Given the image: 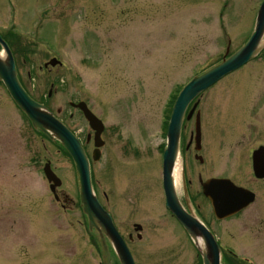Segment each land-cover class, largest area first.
I'll return each mask as SVG.
<instances>
[{
	"label": "rangeland",
	"instance_id": "rangeland-1",
	"mask_svg": "<svg viewBox=\"0 0 264 264\" xmlns=\"http://www.w3.org/2000/svg\"><path fill=\"white\" fill-rule=\"evenodd\" d=\"M261 1L0 0V30L15 22L30 35L11 45L31 96L84 141L91 133L90 152L93 131L71 102H86L103 120L94 187L138 264H198L195 247L166 208L159 145L174 94L245 43ZM261 54L202 93L204 165L192 155L203 180L226 176L256 192L241 214L220 220L200 198L223 248L254 264H264V177L252 169L254 152L264 146ZM53 57L63 66L51 64ZM10 96L0 83V264H102L74 162L31 127ZM195 124L196 115L186 122L187 139ZM48 161L61 180L55 191L44 173ZM193 186L201 192L198 178Z\"/></svg>",
	"mask_w": 264,
	"mask_h": 264
},
{
	"label": "water",
	"instance_id": "water-1",
	"mask_svg": "<svg viewBox=\"0 0 264 264\" xmlns=\"http://www.w3.org/2000/svg\"><path fill=\"white\" fill-rule=\"evenodd\" d=\"M255 29L252 33L248 42L241 47L236 53L232 54L229 58H226L215 65L210 70L206 71L200 76L195 77L180 93L177 101L174 105L171 120L168 127V147L165 150V162L164 163V183L167 195L168 207L177 215L179 220L184 224L189 234L194 238L195 244H198V239L202 238L205 244L204 250H202L204 264H219L220 263V247L216 243L215 238L209 233L203 225L197 220L187 218L181 211L180 205L177 202L175 189L173 185L172 172L176 162L178 153V140L182 128L183 115L186 111L189 103L199 95L201 92L206 90L208 87L215 84L217 81L222 79L225 75L237 70L248 61L253 59L257 53L264 48V1L262 2L258 11L257 21L255 22ZM6 50V57H0V80H2L11 97L15 102L26 112L31 119L34 127L41 129L48 137L58 139L65 147L75 162L77 171V177L79 182V190L81 204L84 212L89 219V229H96L100 234V239L104 249L105 264H108V249L106 244L105 236L110 238L113 242L116 253L118 254L122 264H135L134 260L127 248L125 241L123 240L117 228L114 225L111 215L102 206L98 197L94 193L92 187L90 162L86 156L85 149L81 146L79 139L74 136V133L65 126L58 118L53 116L54 114L45 106L38 103L29 96L26 90L21 86V83L17 76V69L13 54L9 47L3 42ZM55 60L52 61V64ZM84 111L85 116L89 120L91 126L97 129L95 134L96 149L94 150L93 157L95 160L100 158V147L103 144L101 140L102 123L98 117L92 113L91 110L85 104H79ZM199 124V123H198ZM254 168L256 175L259 177L264 176V147L254 152ZM45 171L50 181H54L51 185V189L55 191L56 186L61 184V180L56 178V175L52 172L50 163H47ZM228 181V196L225 199L217 196L215 202L216 211L219 216H222L223 210H233V204L237 200V209H241L243 206L244 199L248 198V195L243 194L242 188L235 186L233 183ZM225 182V180H224ZM213 187L220 186L217 181L211 182ZM244 191V190H243ZM238 195V197H237ZM242 198V199H241ZM245 199V200H246ZM233 203V204H232ZM227 204V206L223 205ZM246 204V202H245ZM139 227V226H138ZM140 228V227H139Z\"/></svg>",
	"mask_w": 264,
	"mask_h": 264
},
{
	"label": "flooded vegetation",
	"instance_id": "flooded-vegetation-1",
	"mask_svg": "<svg viewBox=\"0 0 264 264\" xmlns=\"http://www.w3.org/2000/svg\"><path fill=\"white\" fill-rule=\"evenodd\" d=\"M12 31L0 32V35L2 38L10 45L13 43V39L15 38V35ZM17 55V54H16ZM20 76V75H19ZM186 127L184 128L185 133ZM194 132V129L191 131V134L189 138L187 139L186 134L183 133V154H182V162H183V170L180 174L181 181L180 183V190L179 192V199L180 203L183 205L184 209L186 210L188 215H197L199 220L202 221V223H205L207 227L211 230L214 228L212 227L210 221L203 213V207L200 202V198L204 197L207 199L211 205V202L206 196H204V190H203V182H205L207 179H211L212 177L206 178L203 180L202 172L198 170V165H204L203 157L199 154L200 149H202V141L200 143L195 142V134L192 135ZM89 143V141H87ZM190 154V157L188 158V155ZM192 155H194L195 159L198 160V165L196 161H194ZM217 177H226V176H217ZM198 178L199 182H201V192H196L193 186L194 179ZM186 190L188 193V198H186ZM206 202V201H205ZM181 227V225L179 224ZM214 231V230H213ZM214 231L213 233H215ZM97 233H91V238L95 237ZM139 237V233L137 234ZM98 238V236H96ZM129 239L133 240V237L129 235ZM94 242V240H92ZM98 247V246H97Z\"/></svg>",
	"mask_w": 264,
	"mask_h": 264
},
{
	"label": "bare ground",
	"instance_id": "bare-ground-1",
	"mask_svg": "<svg viewBox=\"0 0 264 264\" xmlns=\"http://www.w3.org/2000/svg\"><path fill=\"white\" fill-rule=\"evenodd\" d=\"M175 175H176V171H175Z\"/></svg>",
	"mask_w": 264,
	"mask_h": 264
},
{
	"label": "trees",
	"instance_id": "trees-1",
	"mask_svg": "<svg viewBox=\"0 0 264 264\" xmlns=\"http://www.w3.org/2000/svg\"><path fill=\"white\" fill-rule=\"evenodd\" d=\"M65 153H67L66 151H64Z\"/></svg>",
	"mask_w": 264,
	"mask_h": 264
}]
</instances>
